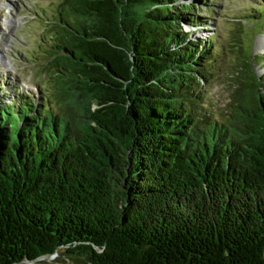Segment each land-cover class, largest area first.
<instances>
[{
    "label": "trees",
    "instance_id": "16d2710c",
    "mask_svg": "<svg viewBox=\"0 0 264 264\" xmlns=\"http://www.w3.org/2000/svg\"><path fill=\"white\" fill-rule=\"evenodd\" d=\"M209 3L57 5V107L0 103V264H264V73L241 49L230 110H207L215 36L184 27Z\"/></svg>",
    "mask_w": 264,
    "mask_h": 264
},
{
    "label": "rangeland",
    "instance_id": "374dc122",
    "mask_svg": "<svg viewBox=\"0 0 264 264\" xmlns=\"http://www.w3.org/2000/svg\"><path fill=\"white\" fill-rule=\"evenodd\" d=\"M61 1L0 0V103L13 102L15 93L31 96L37 103H43V94H48L50 106L57 107L58 100L52 98L53 94L56 95L54 77L44 69L47 64L46 46L41 43V38L47 33L49 28L45 25L52 20ZM208 2H211L213 11L209 16L206 15V7L195 5L196 15L207 20V26L198 29L185 26L184 31H194V38L206 41L215 36L217 56L207 66L209 81L202 83L201 87L208 102L207 110L214 115L226 114L238 88L234 76L240 62V50L244 49L258 75L264 73V15L257 21L247 22L255 18L259 9L264 11V0ZM31 264L71 263L53 255Z\"/></svg>",
    "mask_w": 264,
    "mask_h": 264
},
{
    "label": "water",
    "instance_id": "95a60500",
    "mask_svg": "<svg viewBox=\"0 0 264 264\" xmlns=\"http://www.w3.org/2000/svg\"><path fill=\"white\" fill-rule=\"evenodd\" d=\"M44 258H41V259H38V260H43ZM35 261H29V260H24V261H20V262H16V263H13V264H31Z\"/></svg>",
    "mask_w": 264,
    "mask_h": 264
}]
</instances>
